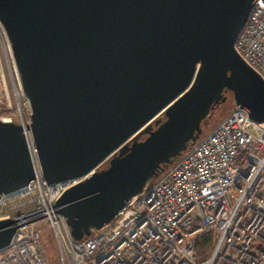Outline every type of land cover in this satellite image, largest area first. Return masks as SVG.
Returning <instances> with one entry per match:
<instances>
[{"label":"water","instance_id":"water-1","mask_svg":"<svg viewBox=\"0 0 264 264\" xmlns=\"http://www.w3.org/2000/svg\"><path fill=\"white\" fill-rule=\"evenodd\" d=\"M256 1L0 0L43 176L84 178L55 203L74 239L195 143L226 92L264 122V81L235 48ZM35 177L22 126L0 118V200ZM18 222L0 219V249Z\"/></svg>","mask_w":264,"mask_h":264},{"label":"built area","instance_id":"built-area-1","mask_svg":"<svg viewBox=\"0 0 264 264\" xmlns=\"http://www.w3.org/2000/svg\"><path fill=\"white\" fill-rule=\"evenodd\" d=\"M235 48L264 81V0L253 5ZM0 81V118L33 136V108L1 22ZM83 179L48 183L36 170L26 187L0 200V219L19 220L0 264H50L38 228L44 221L60 264H264V122L247 108L235 105L109 223L76 240L55 203ZM27 195L32 209L11 214L10 198ZM207 235L212 245L201 248Z\"/></svg>","mask_w":264,"mask_h":264},{"label":"rangeland","instance_id":"rangeland-1","mask_svg":"<svg viewBox=\"0 0 264 264\" xmlns=\"http://www.w3.org/2000/svg\"><path fill=\"white\" fill-rule=\"evenodd\" d=\"M235 105L236 103L233 95L231 93L227 94V100L213 111L210 123L205 127V133H208L218 122L226 117L233 110ZM159 116L162 115L160 114ZM32 199L33 195H27L24 197L14 196L10 198L9 205L12 209L9 212L14 215L31 210L33 207ZM38 228L42 232V240L50 264H60L61 260L58 243L50 226L44 221L38 224ZM198 259H200V257H198Z\"/></svg>","mask_w":264,"mask_h":264},{"label":"bare ground","instance_id":"bare-ground-1","mask_svg":"<svg viewBox=\"0 0 264 264\" xmlns=\"http://www.w3.org/2000/svg\"><path fill=\"white\" fill-rule=\"evenodd\" d=\"M4 27V26H3ZM5 29V28H4ZM225 118V117H224ZM223 118V119H224ZM218 124V123H217ZM26 139H27V142L29 143V149H30V152H31V155H32V162H33V165H34V167H35V171L36 170H40L41 171V166H40V161H39V157H38V161H37V155H36V151H37V149H36V146H35V140H34V137L30 134V133H28V135H27V137H26ZM192 145V144H191ZM190 145V146H191ZM189 146V147H190ZM184 153V152H183ZM182 153V154H183ZM181 154V155H182ZM180 155V156H181ZM179 156V157H180ZM178 157V158H179ZM177 158V159H178ZM176 159V160H177ZM42 172V171H41Z\"/></svg>","mask_w":264,"mask_h":264},{"label":"trees","instance_id":"trees-1","mask_svg":"<svg viewBox=\"0 0 264 264\" xmlns=\"http://www.w3.org/2000/svg\"><path fill=\"white\" fill-rule=\"evenodd\" d=\"M231 92L230 91H228V92H226L225 94L227 95V94H230ZM232 94V93H231ZM222 104V103H221ZM219 105H217V106H215L214 108H213V110L211 111V115L204 121V123H203V134L202 135H204L205 134V127L210 123V119H211V116H212V114H213V111L218 107ZM163 116V115H162ZM164 117V116H163ZM201 135V136H202ZM212 245V236L211 235H207V236H204L203 238H202V240L200 241V247L201 248H204V247H208V248H210V246Z\"/></svg>","mask_w":264,"mask_h":264}]
</instances>
